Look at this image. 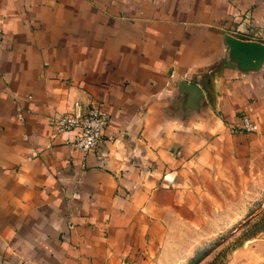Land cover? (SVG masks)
<instances>
[{
	"label": "crops",
	"instance_id": "1",
	"mask_svg": "<svg viewBox=\"0 0 264 264\" xmlns=\"http://www.w3.org/2000/svg\"><path fill=\"white\" fill-rule=\"evenodd\" d=\"M228 34L264 44V0H0V264H162L264 187V59ZM95 103L82 155L56 118Z\"/></svg>",
	"mask_w": 264,
	"mask_h": 264
},
{
	"label": "rangeland",
	"instance_id": "2",
	"mask_svg": "<svg viewBox=\"0 0 264 264\" xmlns=\"http://www.w3.org/2000/svg\"><path fill=\"white\" fill-rule=\"evenodd\" d=\"M259 178L264 182V171ZM246 195L222 203L201 227L178 228L161 263L264 264V187L249 188Z\"/></svg>",
	"mask_w": 264,
	"mask_h": 264
},
{
	"label": "built area",
	"instance_id": "3",
	"mask_svg": "<svg viewBox=\"0 0 264 264\" xmlns=\"http://www.w3.org/2000/svg\"><path fill=\"white\" fill-rule=\"evenodd\" d=\"M75 105L79 106L78 102ZM107 121L106 112L98 103L92 104L84 112H63L56 118L57 130L77 128L78 133L73 139V145L82 155L97 149L102 138V131ZM240 127L244 130H253L255 123L249 119L247 113L240 117ZM87 264V263H81Z\"/></svg>",
	"mask_w": 264,
	"mask_h": 264
},
{
	"label": "water",
	"instance_id": "4",
	"mask_svg": "<svg viewBox=\"0 0 264 264\" xmlns=\"http://www.w3.org/2000/svg\"><path fill=\"white\" fill-rule=\"evenodd\" d=\"M229 48L242 60L257 63L264 59V44L254 40H247L233 35L225 36Z\"/></svg>",
	"mask_w": 264,
	"mask_h": 264
}]
</instances>
